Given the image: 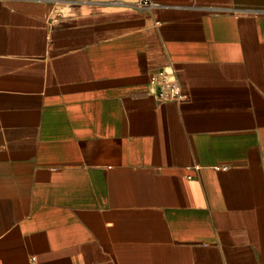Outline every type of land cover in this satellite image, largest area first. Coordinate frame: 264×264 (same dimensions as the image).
<instances>
[{"label": "crops", "instance_id": "obj_1", "mask_svg": "<svg viewBox=\"0 0 264 264\" xmlns=\"http://www.w3.org/2000/svg\"><path fill=\"white\" fill-rule=\"evenodd\" d=\"M0 264H264V0H0Z\"/></svg>", "mask_w": 264, "mask_h": 264}, {"label": "built area", "instance_id": "obj_2", "mask_svg": "<svg viewBox=\"0 0 264 264\" xmlns=\"http://www.w3.org/2000/svg\"><path fill=\"white\" fill-rule=\"evenodd\" d=\"M140 4L149 5L152 4V0H140ZM158 97L164 101L181 100L185 98V95L182 92L180 83L163 76L162 83L158 90Z\"/></svg>", "mask_w": 264, "mask_h": 264}]
</instances>
